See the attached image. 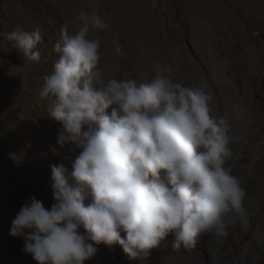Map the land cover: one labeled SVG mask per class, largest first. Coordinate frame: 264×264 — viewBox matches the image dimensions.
<instances>
[{"label": "clouds", "instance_id": "clouds-1", "mask_svg": "<svg viewBox=\"0 0 264 264\" xmlns=\"http://www.w3.org/2000/svg\"><path fill=\"white\" fill-rule=\"evenodd\" d=\"M73 23L53 45L58 58L38 94L51 98L57 144L80 151L71 170L50 166V208L30 197L9 234L23 238L21 250L37 264H84L96 251L89 241L118 244L129 260L144 262L169 236L180 250L194 248L202 233L225 235L226 221L245 216L246 192L226 166L229 125L212 114L205 86L174 81L170 65L156 66L150 81L106 78L100 40L89 34L107 23L86 11ZM0 36L24 62L39 61V26Z\"/></svg>", "mask_w": 264, "mask_h": 264}, {"label": "rangeland", "instance_id": "rangeland-1", "mask_svg": "<svg viewBox=\"0 0 264 264\" xmlns=\"http://www.w3.org/2000/svg\"><path fill=\"white\" fill-rule=\"evenodd\" d=\"M80 11L95 12L107 23L105 30L89 34L100 40V68L106 78L150 81L153 76L148 69L139 74L129 57L131 49L144 51L147 48L142 46L150 43L172 53L170 62L177 81L193 88L205 86L213 114L223 109L222 95L212 85L215 74L224 77L231 94L247 111L264 114V74L251 77L245 65H233L234 58L227 53L229 49L264 47V0H0V32L17 28L31 31L37 26L42 30V41L37 45L39 61L24 62L0 36V191L7 194L17 213L30 197L50 208L54 202L50 166L63 164L71 170L80 151L71 143L63 147L57 144L60 124L47 117L51 98L38 94L41 77L52 70L58 58L53 45L61 39V29L72 31L76 25L69 22ZM204 43L210 49L207 62L199 55ZM261 67L264 69V64ZM221 117L229 123L227 115ZM10 154L20 161H14ZM239 156L232 154L226 166L232 170L231 162H236L238 169L254 174L264 169V148L242 161ZM243 207L242 219L226 221L225 236L214 231L202 233L194 248L174 250L169 236L148 252L144 262H138L129 260L118 244L109 248L89 241L96 251L84 264H232L233 259H227L231 247L245 234L247 239L239 247L243 254L257 259L250 244L259 243L264 252V182L256 184L252 201L249 205L243 202ZM12 247V264H24L21 245L12 242Z\"/></svg>", "mask_w": 264, "mask_h": 264}, {"label": "bare ground", "instance_id": "bare-ground-1", "mask_svg": "<svg viewBox=\"0 0 264 264\" xmlns=\"http://www.w3.org/2000/svg\"><path fill=\"white\" fill-rule=\"evenodd\" d=\"M148 42H150V40ZM142 47L147 48V50L144 49V51H140L139 49L133 51V49H135L133 48L129 53V57L133 59L135 65L138 67L137 69L140 70L139 74H143L147 68L149 75L153 76L154 69L159 64L162 66L170 65L172 68L174 67L173 63L170 62L172 53L166 52L163 47H155L150 45V43H146V45ZM100 51L102 50L100 49ZM227 53L234 58L232 59L234 62L233 65H245L248 70V74L251 75V77L260 78L264 74V69L261 67V65L264 64V47L258 50H252L249 48L229 49ZM199 55L206 62L208 58L211 57L210 49L205 43L200 48ZM140 57H145L148 60L145 62L141 61L139 60ZM236 69H238V67ZM174 72L175 71L173 68V71L168 74L174 81H177L175 77H173ZM212 85H214L215 88L219 90L223 98V109L219 110L218 114H212L216 117H221L223 115L228 116L229 123L227 124L229 125V130L227 134L230 137V143L228 145L231 150L230 156L232 154L237 155V153H240L238 160L242 161L253 153H256L258 150L264 148V114L259 115L254 111H247L242 106L243 103L240 104L231 94L232 90L223 76L215 74L214 79L212 80ZM209 104L212 106L210 101ZM244 129H246V132L243 133ZM261 138L262 141L258 142V139L260 140ZM230 156L226 162L230 160ZM236 165V162H231L232 174L238 178L240 184L244 182L243 188L246 192V196L243 202L245 205H249L250 201H252L253 190L256 184L261 181L264 182V169L258 174H254L249 173L248 171L245 172L246 170L242 171V169H238ZM16 214L17 212L14 211L8 203L7 194L0 191V264H12L13 258L11 253L14 249L12 247V242H16L17 244L21 245V248L23 247V238L13 237L9 234L11 221L15 218ZM235 231L236 235L240 234L239 226L235 227ZM227 239L228 237L225 238V240ZM246 239L247 234L240 235L238 238L239 243L237 245H232L227 259L231 257L233 259L232 264H264V252L261 251L260 244L257 242H251L250 244V251L256 255L257 259L250 257L248 253L243 254L244 252L239 246ZM222 255L225 257L224 254ZM22 259L24 264H37V262L32 259L30 254L23 251ZM20 263L22 264V262Z\"/></svg>", "mask_w": 264, "mask_h": 264}]
</instances>
